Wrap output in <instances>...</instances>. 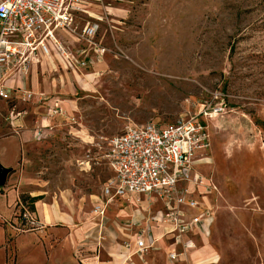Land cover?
<instances>
[{
  "label": "rangeland",
  "instance_id": "374dc122",
  "mask_svg": "<svg viewBox=\"0 0 264 264\" xmlns=\"http://www.w3.org/2000/svg\"><path fill=\"white\" fill-rule=\"evenodd\" d=\"M92 11L104 56L80 69L44 62L36 75L50 77V93L29 90L26 101L27 92H13L0 103V139L33 142L13 129L14 109L31 112L27 131L33 107H43L50 130L26 158L0 144V164L12 169L0 211L9 192L18 193V219L31 194L62 202L99 195L112 177L110 139L130 126L202 119L210 147L193 173L205 187L181 185L200 209L189 215L210 213L204 235L217 264H264V0H103ZM61 42L73 53L84 48L69 35Z\"/></svg>",
  "mask_w": 264,
  "mask_h": 264
},
{
  "label": "built area",
  "instance_id": "2783aa9c",
  "mask_svg": "<svg viewBox=\"0 0 264 264\" xmlns=\"http://www.w3.org/2000/svg\"><path fill=\"white\" fill-rule=\"evenodd\" d=\"M102 3L103 0H0V102L11 98L7 82L12 77L25 80L32 69L44 62L49 64L54 54L75 69L94 65L102 58L106 49L96 42L101 19L91 14ZM58 33L73 37L84 48L71 52ZM26 94V101L34 98L32 92ZM209 147L208 127L202 119L182 118L167 126L148 123L127 127L107 143L105 159L112 177L103 186L102 205L96 212L102 214L118 198L156 197L166 205L162 224L176 243L181 244L184 237L196 231L206 234L210 213L191 217L189 211L200 209L190 198L189 188L181 185L205 187L204 179L193 172L198 154ZM20 206L25 231L20 230L41 231L43 226L29 207ZM149 240L147 245L144 238L138 239L139 252L153 250L155 242Z\"/></svg>",
  "mask_w": 264,
  "mask_h": 264
},
{
  "label": "crops",
  "instance_id": "0c3cea01",
  "mask_svg": "<svg viewBox=\"0 0 264 264\" xmlns=\"http://www.w3.org/2000/svg\"><path fill=\"white\" fill-rule=\"evenodd\" d=\"M92 10L93 17L99 18ZM65 36L58 33L61 41ZM54 59L64 64L61 58L54 56ZM44 67L43 64L41 69L44 70ZM37 70L40 69H32L28 78L33 83L31 88L21 77H12L7 82L14 97L20 99L29 90L45 95L52 91L50 85L47 86L50 77L37 76ZM37 78L38 83L34 82ZM61 78L65 82V78L69 77ZM9 101H14L12 96ZM28 113L31 112L14 109L11 114L15 122L12 125L13 129L23 127V135L33 139L31 144L22 137L0 139L1 145H14L16 155H25V158L31 151L37 154V150L33 149L39 145L38 141L46 139L50 131L41 106L33 107L34 121L31 122V129L25 131ZM45 145V141L40 143V147ZM5 152H1L0 156L4 157ZM13 193L1 194L2 198H6L7 209L0 211V264H217L207 236L196 231L178 244L167 234L162 224L166 209L156 197L118 198L102 214L96 212V208L102 205V192L68 202L44 197L35 203L32 211L43 229L27 233L20 230V218H16L19 197L18 193ZM40 195L46 196L31 194L32 198ZM140 237L147 245L152 239L155 242L153 250L139 252L137 241ZM188 243L189 248L186 247ZM171 255H175L176 259H170Z\"/></svg>",
  "mask_w": 264,
  "mask_h": 264
},
{
  "label": "water",
  "instance_id": "95a60500",
  "mask_svg": "<svg viewBox=\"0 0 264 264\" xmlns=\"http://www.w3.org/2000/svg\"><path fill=\"white\" fill-rule=\"evenodd\" d=\"M12 169H6L0 164V188L5 187Z\"/></svg>",
  "mask_w": 264,
  "mask_h": 264
},
{
  "label": "trees",
  "instance_id": "16d2710c",
  "mask_svg": "<svg viewBox=\"0 0 264 264\" xmlns=\"http://www.w3.org/2000/svg\"><path fill=\"white\" fill-rule=\"evenodd\" d=\"M41 200V198H32V199H30L29 200V209L31 210V211H34V205H35V203H37L38 201H40ZM25 202H26V200H24Z\"/></svg>",
  "mask_w": 264,
  "mask_h": 264
}]
</instances>
